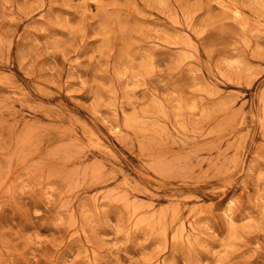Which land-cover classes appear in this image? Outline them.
<instances>
[{
    "label": "rangeland",
    "instance_id": "374dc122",
    "mask_svg": "<svg viewBox=\"0 0 264 264\" xmlns=\"http://www.w3.org/2000/svg\"><path fill=\"white\" fill-rule=\"evenodd\" d=\"M0 264H264V0H0Z\"/></svg>",
    "mask_w": 264,
    "mask_h": 264
}]
</instances>
